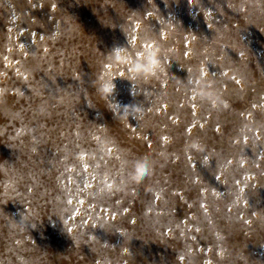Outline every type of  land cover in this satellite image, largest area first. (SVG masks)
Wrapping results in <instances>:
<instances>
[{"label": "rangeland", "instance_id": "rangeland-1", "mask_svg": "<svg viewBox=\"0 0 264 264\" xmlns=\"http://www.w3.org/2000/svg\"><path fill=\"white\" fill-rule=\"evenodd\" d=\"M0 264H264V0H0Z\"/></svg>", "mask_w": 264, "mask_h": 264}, {"label": "clouds", "instance_id": "clouds-1", "mask_svg": "<svg viewBox=\"0 0 264 264\" xmlns=\"http://www.w3.org/2000/svg\"><path fill=\"white\" fill-rule=\"evenodd\" d=\"M159 46L155 45V42H151L147 48L140 54L138 59H131L126 52L122 50H117L114 52L112 59L115 57H121L124 59L125 64L130 67V78L136 79L137 77L148 79L150 77H154L156 70L160 68V60L157 56V48ZM162 71V69H161ZM103 79V77L99 78ZM111 78H109L110 80ZM112 85L110 83L104 85L101 84L98 88V92L100 95L106 97L111 93ZM135 169L138 171H133L132 179L133 180H144L147 176L151 175V170L149 164L141 159L135 165Z\"/></svg>", "mask_w": 264, "mask_h": 264}]
</instances>
